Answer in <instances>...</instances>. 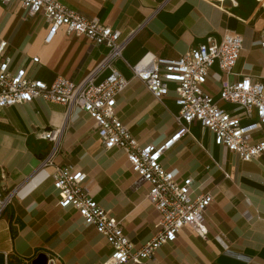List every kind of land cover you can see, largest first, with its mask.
Masks as SVG:
<instances>
[{
    "label": "crops",
    "instance_id": "1",
    "mask_svg": "<svg viewBox=\"0 0 264 264\" xmlns=\"http://www.w3.org/2000/svg\"><path fill=\"white\" fill-rule=\"evenodd\" d=\"M86 18L132 33L115 68L127 81L116 96L117 117L140 145H161L178 129L174 92L157 100L130 66L144 55L177 59L207 35L239 33L243 45L231 81L250 75L264 82V52L260 34L264 27V0H61ZM49 24L42 13L30 15L19 0L0 1V42L11 67H24L31 78L50 83L57 76L82 80L103 59L106 45L59 28L45 41ZM38 57V62L32 58ZM107 73L101 70L97 78ZM226 76L213 67L205 91L216 96ZM225 108L232 105L219 102ZM62 127L53 164L71 165L86 174L85 184L94 199L120 220L135 250L155 232L159 212L146 199L149 184L136 183L126 153L102 145L93 118L84 110L36 97L30 103L0 107V167L4 191H13L11 203L0 215V264H103L112 252L105 238L84 223L72 207L57 204L50 173L41 168L52 143L40 136ZM195 130L197 132H195ZM264 140V125L253 132ZM175 179L190 183L191 199L209 192L212 202L204 211L206 237L190 228L177 232L176 240L160 245L150 258L125 264H264V153L243 161L218 146L212 132L200 123L191 126L165 149L160 158Z\"/></svg>",
    "mask_w": 264,
    "mask_h": 264
},
{
    "label": "built area",
    "instance_id": "2",
    "mask_svg": "<svg viewBox=\"0 0 264 264\" xmlns=\"http://www.w3.org/2000/svg\"><path fill=\"white\" fill-rule=\"evenodd\" d=\"M9 3L11 0H0ZM30 15L42 13L49 30L45 41H50L59 28L68 34L83 35L94 44L106 45L107 53L97 66L82 80L76 82L57 76L47 83L28 76L24 67L13 69L9 56L3 55L6 42H0V107L18 103H30L36 97L65 105L68 111L78 108L86 111L95 121L99 138L106 149L120 148L127 156L131 169L137 174L136 183L146 182L149 190L146 199L159 212L154 235L132 250V243L123 232L121 222L94 199L85 184L86 174L71 165L57 166L53 157L57 151L62 127L51 128L40 136L53 145L41 161V168L53 167L50 176L57 191V204L74 208L84 223L100 233L112 252L103 264H125L150 258L157 248L176 240L177 232L190 228L200 237H206L204 211L212 202L209 192L190 198V183H179L173 172L161 164L165 149L183 134H190L191 126L200 123L209 129L216 145L238 155L243 161L257 159L264 153V140H254L253 132L264 125V82L244 74L231 81L243 45V37L236 32L225 31L220 37L207 35L204 42L192 47L177 59L144 55L130 66L133 74L142 80L150 93L162 101L174 92L178 107V129L161 145H140L127 125L116 115V96L127 86V81L115 68L114 62L122 57L132 33L122 37L120 30L101 23L96 18H86L70 9L61 0H19ZM223 3L225 0H211ZM233 1V0H231ZM260 48L264 52V27L260 34ZM38 62V57L32 58ZM216 67L222 75L217 95L205 91L209 71ZM101 70L107 73L97 78ZM219 102L232 105L225 108ZM4 174L0 167V215L11 203L13 191H4ZM1 264H9L7 253H2ZM56 257L49 256L46 264H55Z\"/></svg>",
    "mask_w": 264,
    "mask_h": 264
},
{
    "label": "rangeland",
    "instance_id": "3",
    "mask_svg": "<svg viewBox=\"0 0 264 264\" xmlns=\"http://www.w3.org/2000/svg\"><path fill=\"white\" fill-rule=\"evenodd\" d=\"M195 132H197V131L195 130Z\"/></svg>",
    "mask_w": 264,
    "mask_h": 264
}]
</instances>
